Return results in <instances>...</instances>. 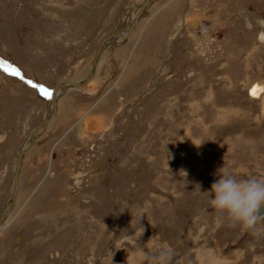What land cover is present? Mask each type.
I'll use <instances>...</instances> for the list:
<instances>
[{
	"label": "rangeland",
	"instance_id": "1",
	"mask_svg": "<svg viewBox=\"0 0 264 264\" xmlns=\"http://www.w3.org/2000/svg\"><path fill=\"white\" fill-rule=\"evenodd\" d=\"M143 1L0 0V62L36 86L81 83ZM262 35L264 0H157L91 89L58 96L25 156L0 264H150L140 249L162 247L171 264H264V236L218 223L203 194L224 172L264 178ZM50 104L0 69V212Z\"/></svg>",
	"mask_w": 264,
	"mask_h": 264
},
{
	"label": "clouds",
	"instance_id": "2",
	"mask_svg": "<svg viewBox=\"0 0 264 264\" xmlns=\"http://www.w3.org/2000/svg\"><path fill=\"white\" fill-rule=\"evenodd\" d=\"M203 194L218 223L227 222L229 227H238L254 237L264 236V178L241 179L224 172L212 183L210 191ZM140 251L150 264H171L174 256L170 247H162L155 253L143 248Z\"/></svg>",
	"mask_w": 264,
	"mask_h": 264
},
{
	"label": "water",
	"instance_id": "3",
	"mask_svg": "<svg viewBox=\"0 0 264 264\" xmlns=\"http://www.w3.org/2000/svg\"><path fill=\"white\" fill-rule=\"evenodd\" d=\"M150 1L151 0H144L142 2V4H137L134 7L136 9H140V10L136 14L135 21H134L132 29L129 30V31H126V34L124 33L123 39H127L129 35H132L138 29V27L140 25L141 18L144 16V14L148 10V7H149V5L151 3ZM121 25H122V23L120 24V26L118 28H116L114 31L109 33L105 37V39L101 42V44L97 48V50L95 51L93 59H92V62L90 64L88 75H87L86 80L84 82L76 83V82H73L71 80L61 79V80H58L53 85V87L51 89H45L44 88L47 91V93H48L47 98L49 97V99H51L52 109H51V112L48 114V116L43 118V120L40 123H38L37 125H35L31 129V131L27 135L28 138H29L28 145L25 148L21 149L16 155V163H15L14 173H13V186H12L10 197L7 200L8 202L5 203L4 207L2 208V210L0 212V222L6 217L8 211L10 209H12L13 206H14L15 196H16V193H17L18 178H19V171H20L19 168H20V162H21L22 155H24L31 148L33 142L35 141V134H34L35 131H37L39 128L43 127L44 125H46L49 122V120L56 114L55 92L57 91L59 86H61L63 84H70L71 86H78V87L79 86H85V85L88 84L90 79H92L94 77V75L96 74L97 61L100 58V56L103 54V52L105 51V49H106V47L108 45V42L111 41V40H117L118 38H120L122 36L121 30H120ZM0 69L4 70V72H6V73H9V74L13 75L12 71L6 66H4V67L0 66ZM22 81L25 82L24 80H22ZM25 139H24V142H25Z\"/></svg>",
	"mask_w": 264,
	"mask_h": 264
},
{
	"label": "bare ground",
	"instance_id": "4",
	"mask_svg": "<svg viewBox=\"0 0 264 264\" xmlns=\"http://www.w3.org/2000/svg\"><path fill=\"white\" fill-rule=\"evenodd\" d=\"M156 1L157 0H151L150 2L152 3H150V5H149V7H148V10L149 9H151V7H152V5H154V3H156ZM136 9V8H135ZM138 10H140V9H138ZM148 10H147V12L144 14V16L141 18V21H140V24H141V22L143 21V19L147 16V14H148ZM131 15H133V14H131ZM129 23V22H128ZM130 24V23H129ZM134 24V23H133ZM195 24V23H194ZM127 26H128V24H126ZM132 27H133V25L132 26H130L128 29L125 27L124 28V18H123V21H122V26H121V28H120V30H121V34H122V36L120 37V38H118L117 40H119V39H123V35H124V33L126 34V31H129V30H131L132 29ZM139 27H140V25H139ZM139 27H138V29H139ZM138 29L132 34V35H134L137 31H138ZM131 35V36H132ZM129 38H130V35L128 36ZM262 40L261 41H264V35H262ZM117 40H111V41H109L108 42V45H107V47H106V49H105V51L103 52V54L100 56V58L98 59V61H97V71H96V74H97V72H98V67H99V65H100V63H101V60H102V57H103V55H104V53L107 51V49H108V47H110V45L111 44H113L114 42H116ZM123 40H126V39H123ZM264 43V42H263ZM92 62V61H91ZM0 66L1 67H4V66H6L4 63H1L0 62ZM129 71V70H128ZM133 72V71H132ZM131 72V73H132ZM131 73L129 74V75H131ZM96 74L94 75V77L92 78V79H90V81L88 82V84L87 85H85V86H71L70 84H63V85H61V86H59V88L57 89V91L55 92V104H56V114L49 120V122L46 124V125H44L43 127H41V128H39L37 131H35V141L33 142V144H32V146H31V148L28 150V152H30L31 151V149L33 148V146L36 144V139H37V136H38V133L41 131V129H44V128H46L50 123H51V121L56 117V115H58L57 114V108H58V98H60V97H58V96H60V94L61 93H63V91H71L70 89H72V90H74V89H82V88H84V87H87V88H92V86H93V82H94V78H95V76H96ZM86 80V78L82 81V82H84ZM74 82V81H73ZM77 83V82H76ZM260 83H261V81H260ZM264 83V82H263ZM90 84V85H89ZM258 84H259V82H258ZM262 84V83H261ZM261 84H259V85H257L256 87H255V90H254V93L255 94H259L260 95V93L261 92H263L264 93V85H261ZM86 89V88H85ZM252 90V91H253ZM262 93V94H263ZM254 94V95H255ZM263 98H264V95H263ZM50 101H51V99H50ZM51 105V107H50V109H49V113L51 112V109H52V103L50 104ZM48 113V114H49ZM46 116H48V115H46ZM85 124V130L88 128V126H87V123H84ZM51 125V124H50ZM188 137V136H187ZM29 143V138H27L26 139V141H25V143L26 144H24V145H22V147L19 149V151L21 150V149H23V148H25L26 146H27V144ZM18 151V152H19ZM28 152H26V154H24V155H22V157H21V162H20V171H19V178H18V186H17V193H16V196H15V201H14V206H13V208L12 209H10L9 211H8V213H7V215H6V217L0 222V232H3L4 230L3 229H5L4 227H5V225H8V223H9V221H8V214L10 213V212H12L13 211V209L15 208V203H16V197H17V195H18V191H19V184H20V174H21V169H22V166H23V163H24V159H25V156L27 155V153ZM7 218V219H6ZM6 219V220H5Z\"/></svg>",
	"mask_w": 264,
	"mask_h": 264
},
{
	"label": "snow or ice",
	"instance_id": "5",
	"mask_svg": "<svg viewBox=\"0 0 264 264\" xmlns=\"http://www.w3.org/2000/svg\"><path fill=\"white\" fill-rule=\"evenodd\" d=\"M12 74H13V75H19V73L16 72L15 70H13ZM41 92H42L44 95H48V93H47V91H46L45 89H41ZM253 94H255V93H253Z\"/></svg>",
	"mask_w": 264,
	"mask_h": 264
},
{
	"label": "flooded vegetation",
	"instance_id": "6",
	"mask_svg": "<svg viewBox=\"0 0 264 264\" xmlns=\"http://www.w3.org/2000/svg\"><path fill=\"white\" fill-rule=\"evenodd\" d=\"M260 43H261V41H260ZM22 167H23V166H22ZM21 171H22V169H21ZM12 179H13V175H12ZM19 189H20V184H19ZM18 196H19V191H18V195H17V197H16V201L18 200ZM15 204H16V203H15ZM15 209H16V205H15V208L13 209V211L10 212V213L12 214V213L14 212ZM10 213H9V214H10ZM9 214H8V215H9ZM11 214H10V215H11ZM10 215H9V216H10ZM9 216H7V217H9ZM6 219H7V218H6ZM6 219H5V220H6ZM11 227H12V226H11Z\"/></svg>",
	"mask_w": 264,
	"mask_h": 264
}]
</instances>
